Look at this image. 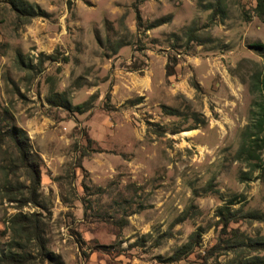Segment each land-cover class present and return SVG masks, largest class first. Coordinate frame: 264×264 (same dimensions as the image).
<instances>
[{
  "label": "rangeland",
  "instance_id": "374dc122",
  "mask_svg": "<svg viewBox=\"0 0 264 264\" xmlns=\"http://www.w3.org/2000/svg\"><path fill=\"white\" fill-rule=\"evenodd\" d=\"M0 129V253L34 214L27 264H264V0H0Z\"/></svg>",
  "mask_w": 264,
  "mask_h": 264
},
{
  "label": "trees",
  "instance_id": "16d2710c",
  "mask_svg": "<svg viewBox=\"0 0 264 264\" xmlns=\"http://www.w3.org/2000/svg\"><path fill=\"white\" fill-rule=\"evenodd\" d=\"M54 98L64 100L63 97L57 94L54 95ZM77 108L78 110H83L80 106ZM6 134H8V140L14 143L15 149L18 153L16 162L19 163V169L24 171V176L26 177L28 184H18L17 186H13L8 182V187H4L3 192L8 200L18 203L19 207H25L27 205L39 206L38 191L41 184L40 165L38 162L31 159V153L27 148L28 146L25 141L27 139L25 138L23 130L13 128L11 131H7ZM21 138H23V141L20 140ZM17 168L18 167L12 169L8 168V171L15 172ZM216 214L222 220L224 227H227L229 223L236 222L239 219L238 211L231 212L229 207L219 208ZM11 230L16 236H18L17 238H19L22 243H25L24 245L21 243L22 246L20 244L18 245L20 246V249L24 250V253L19 251H2L0 253V264H27L30 255L25 253L26 244H34V247L37 248L41 258H52L49 254L44 252L45 247L43 243L41 223L36 219L34 214L30 216H15L11 220ZM189 246H185L180 252L187 250ZM248 246L255 251L258 250L264 252V242H249ZM178 258L179 256H176L175 259L177 260Z\"/></svg>",
  "mask_w": 264,
  "mask_h": 264
}]
</instances>
